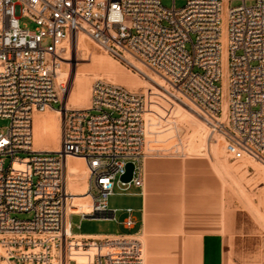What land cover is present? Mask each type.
<instances>
[{
    "label": "built area",
    "instance_id": "2783aa9c",
    "mask_svg": "<svg viewBox=\"0 0 264 264\" xmlns=\"http://www.w3.org/2000/svg\"><path fill=\"white\" fill-rule=\"evenodd\" d=\"M186 1L179 10L163 0H0V119L10 121L0 134V264H146L138 234L74 232L75 216L117 220L109 208L116 181L142 194L146 185L144 95L98 81L90 108L64 106L62 53L81 34L160 76L211 124L232 160L264 162V0L229 8L226 34L224 4L234 0ZM225 62L227 89L218 85ZM51 109L63 118L61 149L37 151L35 114ZM69 158L86 163L90 212H77ZM130 163L135 172L126 184ZM126 212L124 226L133 230L135 211Z\"/></svg>",
    "mask_w": 264,
    "mask_h": 264
},
{
    "label": "rangeland",
    "instance_id": "374dc122",
    "mask_svg": "<svg viewBox=\"0 0 264 264\" xmlns=\"http://www.w3.org/2000/svg\"><path fill=\"white\" fill-rule=\"evenodd\" d=\"M162 5L167 9H172L175 6L181 10L186 7L187 1L177 0L174 2L173 0H163ZM242 5L243 2L239 0L224 4L223 25L225 27V34L228 9ZM253 5L254 2H248V6ZM21 24L23 26L28 24L31 30L36 28L35 24L26 19H23ZM81 35L84 47L76 51L73 39L66 45L65 51L62 53L61 71L68 73L72 69L70 79L65 78L62 81L60 80V82L67 86V91L62 100L64 101L65 96L67 95L68 98L71 94L72 84L78 70L86 71V74L88 73L86 77L88 85L85 89V95L87 96L82 102L72 97L70 103L71 109L90 108L92 89L98 81L109 82L125 87L131 92L144 95L146 99L145 121L146 127L148 126L146 130L145 157H200L213 163L217 172L222 176L224 175L227 204H232L233 199H235L237 205L239 203L241 205V237L227 246V264H264V163L260 161L257 163L251 158H248L249 164L243 161L232 160L227 154L222 140H220V143H217L218 146L216 147L214 139H222V137L217 133L213 134L212 129L207 128L208 135L206 134L205 142L193 141V133L195 131L201 132L203 125L199 124L201 128H197L189 124L190 119H192L190 116L192 111L190 109L180 106L174 100L168 98L164 90L154 86L152 81L146 79L144 75L134 69L128 62L114 58L106 51L100 49L88 37L83 34ZM188 50L192 51L191 45H188ZM69 56L73 57L74 62H69ZM69 63L72 67L69 66ZM73 63H75V66ZM148 72L151 75H155L150 70ZM224 82L223 80L218 85L224 87ZM55 108H61V104H56ZM184 115L185 117H183ZM188 116L189 118H187ZM9 126V120L0 119V134ZM209 132L211 136L213 134L212 139L208 138ZM25 156L26 154H21V157ZM11 160V158L6 159L5 165L7 168L10 166ZM246 166L248 168L243 169ZM229 168L241 170L232 173L229 171ZM139 194L140 189L134 186L124 187L119 180L116 181L114 192L109 198V208L111 210H118L117 220H82L80 216H75L73 217L74 232L84 235L135 234L139 230V226L134 230H128L125 228L124 222L128 217L126 210L129 208L134 209V218L135 220H139L140 213L138 210L141 204ZM17 217L29 220L32 219L33 215L19 214Z\"/></svg>",
    "mask_w": 264,
    "mask_h": 264
},
{
    "label": "crops",
    "instance_id": "0c3cea01",
    "mask_svg": "<svg viewBox=\"0 0 264 264\" xmlns=\"http://www.w3.org/2000/svg\"><path fill=\"white\" fill-rule=\"evenodd\" d=\"M143 164L135 234L144 239L146 264H227L242 222L240 203L227 204L224 175L200 157L152 156Z\"/></svg>",
    "mask_w": 264,
    "mask_h": 264
},
{
    "label": "bare ground",
    "instance_id": "6f19581e",
    "mask_svg": "<svg viewBox=\"0 0 264 264\" xmlns=\"http://www.w3.org/2000/svg\"><path fill=\"white\" fill-rule=\"evenodd\" d=\"M225 3H228V2L226 1ZM81 36L82 35H79V36H76L74 38V44L76 45V51L78 49L84 47L83 37H81ZM223 41H224V44L226 46V44H227L226 37H225V39H223ZM72 47H73V45H72ZM71 56H69L70 57L69 62H71V61L74 62L73 57H71ZM125 61L128 62L139 73L144 75L146 79L152 81L154 86H157V87L161 88L162 90H164V92L167 94L166 96H168V98H171L172 100H174V102H176L180 106H184V107L190 109V111H192V114L190 115L192 119H190L189 124L191 126H194L197 128H199V127L201 128V126L199 124L203 125L201 132L195 131L193 133L192 140L193 141L198 140L202 143L205 142L206 136L208 135L207 134V128L211 129V124L208 123L207 121H205L202 117H200L197 114V111L194 109V107H192L186 100L182 99L179 95L170 91L169 88L167 87L166 83L164 82V80L162 78H160V76H158L156 74L155 75L149 74V72H148L149 70L147 71V68L145 66H143L140 62H137L134 59L128 58ZM73 64L75 66V63H73ZM69 66L72 67V65L70 63H69ZM224 67H225V78H226L225 87L227 89V63L226 62L224 64ZM71 71H72V69H70L68 73H64L62 71H59V80L62 81V79H65V78L70 79ZM87 74H86V71H79L78 70L76 72V77H75V80L72 84L71 94L68 96V98L66 95L64 98V101H63L65 107H68L69 109L72 108V106L70 104L72 97L74 99H77V101H79V102H82L85 99V97L87 96V95H85V89L88 85V81L86 80ZM79 76H81V78H79ZM225 109H226V105H225ZM172 113H174V112H172ZM183 117H185V115ZM187 118H189V116ZM225 119H226V114H225L224 118L220 119V120L224 121ZM62 126H63V118H62V115H61L59 110H52L51 109V110H48L44 113L35 114L34 149L37 151H54V152L60 151L61 143H62ZM147 129H148V126H147ZM212 136H213V134H212ZM212 136L209 132L208 138L212 139ZM220 140H222L224 143L223 138L222 139L221 138H215L214 139V141L216 142V147L218 146L217 143H220ZM192 144H194V143H192ZM242 161L245 163H248V164L250 162L248 158H246ZM255 162L259 163L258 160H255ZM260 162H263V161H260ZM246 168H248V166L244 167L243 169H246ZM67 170H68L69 181H70L69 188H70V191L72 192V194L75 196V199H76L75 200V206L77 207V212L78 213L90 212L89 198L86 197V194L88 192V180H87L88 169H87V166H86L84 159H82V158H69V160L67 162ZM240 170L241 169L229 168V171L232 173H236ZM79 262L81 263V262H83V260L79 259Z\"/></svg>",
    "mask_w": 264,
    "mask_h": 264
},
{
    "label": "water",
    "instance_id": "95a60500",
    "mask_svg": "<svg viewBox=\"0 0 264 264\" xmlns=\"http://www.w3.org/2000/svg\"><path fill=\"white\" fill-rule=\"evenodd\" d=\"M134 172H135V165L133 163L128 164L127 173L125 176H123L122 182L126 184L131 183L133 181Z\"/></svg>",
    "mask_w": 264,
    "mask_h": 264
}]
</instances>
